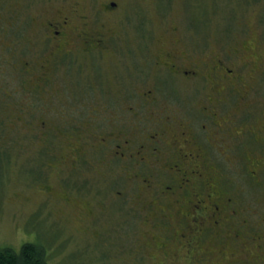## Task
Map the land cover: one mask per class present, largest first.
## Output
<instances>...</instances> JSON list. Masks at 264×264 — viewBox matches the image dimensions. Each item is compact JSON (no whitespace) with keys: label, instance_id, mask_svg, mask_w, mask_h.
I'll return each mask as SVG.
<instances>
[{"label":"flooded vegetation","instance_id":"af4514ba","mask_svg":"<svg viewBox=\"0 0 264 264\" xmlns=\"http://www.w3.org/2000/svg\"><path fill=\"white\" fill-rule=\"evenodd\" d=\"M51 2L25 37L32 54H44L26 60L31 101L10 113L31 140L47 142L44 204L86 201L98 223L115 196L140 215L135 221L163 233L161 248L175 243L172 257L264 264V231L243 216L242 187H227L224 172L228 161L239 168L246 159L248 178L264 183V58L256 69V60L227 61L219 51L195 58L178 39L129 62L135 44L114 29L142 24L131 15L140 1L61 0L50 12ZM33 6L24 0L20 11Z\"/></svg>","mask_w":264,"mask_h":264},{"label":"rangeland","instance_id":"374dc122","mask_svg":"<svg viewBox=\"0 0 264 264\" xmlns=\"http://www.w3.org/2000/svg\"><path fill=\"white\" fill-rule=\"evenodd\" d=\"M23 1L3 0L0 11V247L19 251L28 241L41 243L49 251V264H190V259L170 256L176 248L174 242L161 248L163 233L135 221L140 215L128 213L129 205L123 201L120 205L115 196L107 197L108 207L95 216L98 223L90 217L86 201L73 197L67 206L63 200L44 204L39 184L47 142L31 140L23 123L17 126L10 121L12 108L31 101L26 98V60L44 55L38 48L32 54L33 45L26 44L25 37L34 35L36 21H40L36 18L45 14L41 7L46 0H33L30 14L20 11ZM60 1L52 0L50 12ZM138 1L140 11H131V15L134 22L141 15L142 24L114 29L116 37L135 44L129 62L143 53L154 54L159 44L178 39L183 48L190 45L195 58L206 59L219 51L227 61L229 54L234 59L256 60L254 69L264 58V0ZM196 95L190 88V103ZM34 101L42 99L36 96ZM242 160L239 168L235 160L234 164L227 162L226 184L233 189L242 187L237 189V198L246 209L243 216L261 225L255 230L264 231V183L257 185L248 178L246 159ZM50 178L56 179L52 171ZM96 229L103 231L94 233ZM243 264L259 263L247 260Z\"/></svg>","mask_w":264,"mask_h":264},{"label":"trees","instance_id":"16d2710c","mask_svg":"<svg viewBox=\"0 0 264 264\" xmlns=\"http://www.w3.org/2000/svg\"><path fill=\"white\" fill-rule=\"evenodd\" d=\"M49 251L41 243L28 241L19 251L0 247V264H49Z\"/></svg>","mask_w":264,"mask_h":264}]
</instances>
